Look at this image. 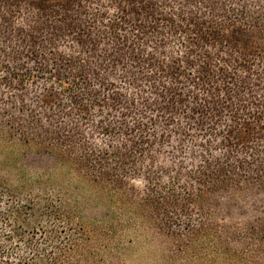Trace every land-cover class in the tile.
Segmentation results:
<instances>
[{
	"label": "rangeland",
	"instance_id": "1",
	"mask_svg": "<svg viewBox=\"0 0 264 264\" xmlns=\"http://www.w3.org/2000/svg\"><path fill=\"white\" fill-rule=\"evenodd\" d=\"M243 6L263 7L264 0H71L50 14L24 0L17 11L0 4L1 63L16 61L28 75L20 86L0 66V112L37 115L41 127L95 149L112 141L127 144L126 129L146 135L131 157L134 168L120 177L124 193L135 197L147 185L144 167L192 169V151L203 141L197 125L201 115L210 125L218 118L221 128L232 126L231 112L258 113L260 123L249 119L248 126L234 128L229 147L235 161L251 164V149H264V28L239 19ZM78 74L80 89L107 105L88 99L74 104L49 79L53 75L66 84ZM100 119L118 129L114 138L98 131ZM162 121L169 124L159 143ZM176 126L188 133L180 147L172 131ZM247 132L249 140L243 138ZM262 158L264 172V153ZM55 160L45 150L0 140V179L11 186L17 185L20 169L45 173ZM203 191L200 203L172 209L168 221L176 243L186 237L187 227L200 226L221 231L231 247L264 242V180L241 190ZM84 214L104 217L105 203L88 200ZM145 231L156 236L152 229ZM250 254L263 255L256 247ZM132 255V264H154L161 251L154 242H139Z\"/></svg>",
	"mask_w": 264,
	"mask_h": 264
},
{
	"label": "trees",
	"instance_id": "2",
	"mask_svg": "<svg viewBox=\"0 0 264 264\" xmlns=\"http://www.w3.org/2000/svg\"><path fill=\"white\" fill-rule=\"evenodd\" d=\"M21 1L0 0V4L5 10L17 11ZM24 1L35 10L50 14L57 7H66L71 0ZM239 19L264 28V6H243ZM28 53L35 55L31 50L25 51ZM16 57L19 56L7 58ZM1 62L0 59V66L20 86L26 83L28 75L20 72L19 63ZM206 64L205 61L204 69ZM49 79L74 104L88 99L94 105H107L80 89L79 74L66 84L55 81L53 75ZM110 114L106 110L105 116ZM249 119L261 122L258 113L242 116L231 112L228 122L232 126L224 123L219 128L218 118L210 125L201 115L197 125L201 131L199 139L203 141L199 149L192 151L195 162L192 169L186 170L182 165L173 171L150 168L153 165L144 167L147 185L143 194L135 197L124 193L120 177L122 171L126 173L134 168L131 157L146 143V135L125 127L123 139L127 144L112 141L106 149H95L78 145L58 130L41 127L37 115L0 112V140L9 145L45 150L56 159L45 173L20 169L16 186L0 179V264H132V248L139 242H154L161 251L154 264H264L262 241L231 247L221 231L200 226L187 227L186 237L176 243L168 221L175 206L200 203L204 188L241 190L264 180V149L257 144L258 148L253 150L249 147L251 164L235 161L229 151L234 143V128L248 126ZM99 122L98 131L102 134L114 138L118 133L111 123L101 119ZM168 124L162 121L159 125L165 127L157 135L159 143L166 136L164 130H168ZM172 131L178 133L180 147L188 133L178 126ZM247 134L243 135L245 140H249ZM90 199L105 203L104 217H85V205ZM150 229L156 236L145 231ZM254 247L263 255L254 258L250 254Z\"/></svg>",
	"mask_w": 264,
	"mask_h": 264
}]
</instances>
